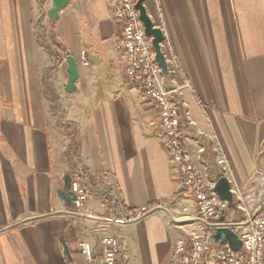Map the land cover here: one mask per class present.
Returning a JSON list of instances; mask_svg holds the SVG:
<instances>
[{"label":"crops","instance_id":"obj_1","mask_svg":"<svg viewBox=\"0 0 264 264\" xmlns=\"http://www.w3.org/2000/svg\"><path fill=\"white\" fill-rule=\"evenodd\" d=\"M69 1L53 23L43 16L52 0H0V264H72L62 237L76 264H89L81 245L99 257L112 235L125 264H171L177 238L204 234L196 203L155 137L157 106L126 75L115 2ZM145 5L173 73L158 84L176 90L198 171L245 187L264 173V0ZM54 41L78 63L72 94ZM75 132L79 155L69 158ZM67 174L87 189L83 213L96 218L51 215L68 209L58 195ZM143 207V219L113 222Z\"/></svg>","mask_w":264,"mask_h":264},{"label":"built area","instance_id":"obj_2","mask_svg":"<svg viewBox=\"0 0 264 264\" xmlns=\"http://www.w3.org/2000/svg\"><path fill=\"white\" fill-rule=\"evenodd\" d=\"M113 1L114 19L121 28L118 49L126 62V75L138 81L157 106L159 116L155 137L168 153L181 187L193 197L198 219L204 228L202 236L189 235L175 240L171 264H264V173L257 172L245 187L231 191V203L218 195L217 182L208 180L198 171L186 145L187 138L181 130V109L173 100L176 90L158 84L161 69L155 61L152 39L146 36L140 20V12L136 8L138 0ZM71 192L75 195L72 211L84 214L89 199L87 189L79 179L73 177ZM238 211L244 217L230 219ZM150 212L149 207H143L131 219L113 222L126 224L139 221ZM218 230L234 232L242 242V249L236 251L229 245L214 243L213 236ZM100 244L102 248L99 257L91 243L81 245L82 254L89 264H125V253L116 235L103 238Z\"/></svg>","mask_w":264,"mask_h":264},{"label":"water","instance_id":"obj_3","mask_svg":"<svg viewBox=\"0 0 264 264\" xmlns=\"http://www.w3.org/2000/svg\"><path fill=\"white\" fill-rule=\"evenodd\" d=\"M147 0H138L136 8L140 12V20L142 21L146 36L152 39V45L156 52V63L161 69V74L163 75L166 84H170L172 79V71L170 69L169 63L167 61L166 54L163 50V43L165 42L164 31L160 27H156L153 18L150 16L145 3ZM69 0H52V8L47 12V16L51 22H56L60 18V14L69 5ZM67 63V74L69 76L66 85V92L72 94L77 89V82L80 77L78 63L74 57H66ZM73 176L67 174L64 178V187L59 191L58 195L63 201L64 205L68 208L65 211H60L51 214L52 216L57 215H69L80 218H96L85 214H80L72 211L73 201L75 200V195L71 192ZM216 192L218 195L227 202L233 201V194L231 192V184L228 178L223 177L217 181ZM163 209V208H162ZM166 210V209H163ZM44 218V217H42ZM98 219V218H97ZM225 220V218H223ZM64 247V253L69 261H72L70 248L64 237L60 239ZM213 242L220 244L221 246L229 245L232 249L240 251L242 249V242L239 240L237 235L229 230H218L216 235L213 236Z\"/></svg>","mask_w":264,"mask_h":264},{"label":"trees","instance_id":"obj_4","mask_svg":"<svg viewBox=\"0 0 264 264\" xmlns=\"http://www.w3.org/2000/svg\"><path fill=\"white\" fill-rule=\"evenodd\" d=\"M54 45H57V50H50L53 58L56 60V62H60L62 61V57H68V53L67 51L61 46V45H58L55 43V41L53 42ZM50 48V47H48ZM181 113H182V109H181ZM209 148V146H208ZM207 148V149H208ZM79 149H80V142H79V139H78V134L77 132H75V134L73 135V139H72V142H71V145L69 146L68 148V151H67V156L70 158L72 155H74L75 157H78L79 155ZM77 168H79V166H77ZM222 178V177H220ZM82 254V253H81ZM83 255V254H82ZM76 259H72L71 263L72 264H76Z\"/></svg>","mask_w":264,"mask_h":264},{"label":"rangeland","instance_id":"obj_5","mask_svg":"<svg viewBox=\"0 0 264 264\" xmlns=\"http://www.w3.org/2000/svg\"><path fill=\"white\" fill-rule=\"evenodd\" d=\"M44 16H47L46 15V12L44 13ZM47 18H48V16H47ZM53 64H55V59L54 58H53ZM51 102H53V101H51ZM243 217H244V215L241 212L238 211L237 213L235 212V214H233L232 216H230V219H232V220H238V219H242Z\"/></svg>","mask_w":264,"mask_h":264}]
</instances>
